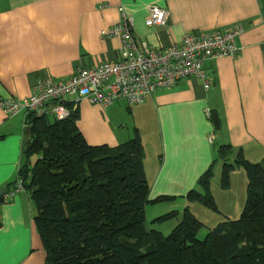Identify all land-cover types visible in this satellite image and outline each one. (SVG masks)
Returning a JSON list of instances; mask_svg holds the SVG:
<instances>
[{"label": "crops", "instance_id": "0c3cea01", "mask_svg": "<svg viewBox=\"0 0 264 264\" xmlns=\"http://www.w3.org/2000/svg\"><path fill=\"white\" fill-rule=\"evenodd\" d=\"M152 5L168 10L166 25L146 27ZM121 8L135 37L155 49L179 44L189 33L244 29L237 57L205 66L209 90L190 78L157 91L143 105L78 103L77 125L89 145L116 147L138 134L149 200L169 197L191 208L186 196L212 165L217 147L230 144L252 163L264 159V0H0V100L22 101L41 79H68L78 69L117 60L120 40L101 33L120 21ZM206 110L222 120L220 134H214ZM4 113L0 108V190L16 181L26 138L24 113ZM35 210L24 190L0 206V264H45Z\"/></svg>", "mask_w": 264, "mask_h": 264}, {"label": "trees", "instance_id": "16d2710c", "mask_svg": "<svg viewBox=\"0 0 264 264\" xmlns=\"http://www.w3.org/2000/svg\"><path fill=\"white\" fill-rule=\"evenodd\" d=\"M66 106L71 116L63 121L28 116L17 179L0 190L2 206L22 181L36 209L45 264H264V159L252 163L230 144L217 147L186 201L219 213L211 191L214 169L221 164L224 191L230 189L232 173L241 169L247 178L241 217L225 218L201 240L205 226L186 207L165 236L149 229L146 207L175 199L149 200L140 136L116 147L89 145L77 125L78 104ZM209 120L214 134H220V117L211 112ZM177 216L171 212L156 221Z\"/></svg>", "mask_w": 264, "mask_h": 264}, {"label": "built area", "instance_id": "2783aa9c", "mask_svg": "<svg viewBox=\"0 0 264 264\" xmlns=\"http://www.w3.org/2000/svg\"><path fill=\"white\" fill-rule=\"evenodd\" d=\"M167 9L152 5L145 22L147 28L166 25ZM241 25L228 26L208 33H189L179 44L165 49H155L145 41H139L133 32V22L124 9H120V21L102 31L103 38H117L121 42L117 60L95 67L78 69L68 79L48 77L37 82L33 94L22 101L0 100V108L8 118L24 113L38 117L49 116L58 121L69 119L71 111L66 106L68 99L75 98L78 104L88 100L103 108L119 100L130 105H143L159 90L175 87L179 80L197 79L204 90L212 87L208 75V63L220 58H235L241 48L237 38L243 33ZM206 116L211 117L210 110ZM213 143V139L209 140ZM18 180L17 191L8 196L10 200L23 190Z\"/></svg>", "mask_w": 264, "mask_h": 264}, {"label": "rangeland", "instance_id": "374dc122", "mask_svg": "<svg viewBox=\"0 0 264 264\" xmlns=\"http://www.w3.org/2000/svg\"><path fill=\"white\" fill-rule=\"evenodd\" d=\"M34 160H36V158H34L32 162H35ZM238 171L242 172V176H240ZM235 172L237 173H235V177H233V182L232 180L230 181V189L224 191L220 187L221 166L219 165V168L215 171L216 177L213 178L211 191L218 206L219 213L213 212L200 204H188L187 202L188 205H192L190 208L192 214L205 226L199 233V239L203 240L209 231L208 229H214L219 223L225 221V218L235 221L241 217L240 214L246 202L247 178L243 170L238 169ZM229 191L232 192L226 193ZM185 207L186 206H183L182 201L179 199L166 201L160 203V205H147L146 218L149 229L161 232L165 236L169 235L181 221ZM171 212H178V216L164 222L156 221L157 218Z\"/></svg>", "mask_w": 264, "mask_h": 264}]
</instances>
